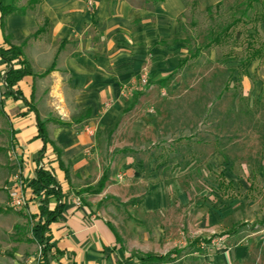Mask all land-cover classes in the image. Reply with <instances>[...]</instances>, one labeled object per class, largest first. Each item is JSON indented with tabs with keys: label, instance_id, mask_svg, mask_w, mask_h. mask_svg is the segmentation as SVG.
<instances>
[{
	"label": "crops",
	"instance_id": "obj_1",
	"mask_svg": "<svg viewBox=\"0 0 264 264\" xmlns=\"http://www.w3.org/2000/svg\"><path fill=\"white\" fill-rule=\"evenodd\" d=\"M22 1L16 5L26 12L8 15L4 28L0 24V46H9L8 39L22 48L32 74L17 89L37 114L24 100L10 96H3L8 105L2 112L10 119L25 183L42 167L66 194L61 217L52 225L51 264H144L139 256L147 254L181 264H190L195 255V264L246 262L251 254L245 244L213 255L185 252L189 245L199 248L211 238L201 232L188 241L185 230H216L225 238L241 232L247 220L238 219L252 183L248 170L246 177L232 170L234 162L226 151L232 140L198 138L189 135V125L172 126L167 119L169 108L183 96L177 93L181 71L193 59L183 35L184 0L145 6L130 0ZM208 1L214 5L221 0ZM5 68L0 59V71ZM144 74L149 77L146 87L124 92ZM37 115L61 150L69 179L52 145L38 164L44 143L38 137ZM86 125L94 126L95 133L83 131ZM89 147L92 155L85 152ZM225 164L231 169L220 172L217 184L210 183L214 189L206 193L208 186L202 182L211 177L210 169ZM203 195L207 198L201 199ZM29 197L31 216L38 202ZM109 199L121 201L122 221L106 208L100 210ZM56 205L52 199L50 207ZM32 239L31 231L28 237L0 239V264H39L41 248Z\"/></svg>",
	"mask_w": 264,
	"mask_h": 264
},
{
	"label": "rangeland",
	"instance_id": "obj_2",
	"mask_svg": "<svg viewBox=\"0 0 264 264\" xmlns=\"http://www.w3.org/2000/svg\"><path fill=\"white\" fill-rule=\"evenodd\" d=\"M130 1L138 6L155 3L152 0ZM27 2L28 0L22 1L23 4ZM184 2L187 11L183 15V35L188 55H193L197 49L201 51L182 69V83L178 85L177 93L183 96L178 97L171 105L167 119L172 126L183 123L189 125L192 128L189 135H196L198 138L215 141L222 137L225 142L232 140L233 145L229 144L226 149L229 160L234 162L232 170L240 177H246L244 170H248L249 182L252 183L249 197L243 199L244 207L238 219L240 222L247 220L240 225L241 232L232 238H225L221 236L224 234L216 230L196 229L193 230L195 233L185 230L188 241L201 232L211 236L209 241L223 238L222 247L208 250L201 245L197 248L195 244H191L185 252L199 250L205 255H213L235 243L245 244L249 246L251 256L243 264H264V225L261 224L264 220V57L256 59L248 72L243 66L251 49L264 47V0H221L214 5H208V0ZM220 33L224 34L221 44L205 47L212 37ZM148 83L147 76V83L139 86L144 88ZM3 94L4 87L0 80V209L3 210L0 213V239L6 240L16 236L28 237L32 218L26 206L17 211L10 205L7 186L10 187L9 180L13 178L19 165L16 162L18 150L11 138L10 119L2 112L8 105ZM150 110L153 115L156 114L154 107ZM211 148L212 146L206 148V151ZM202 152L203 150H198V155ZM225 168L231 169L228 164L216 167V170L210 169L211 177L202 182L208 186L206 193H211L210 188L214 187L210 183L217 184L215 179ZM202 183L198 184L204 192L205 186ZM241 193L243 196L245 190H241ZM203 198L207 197L203 195L201 199ZM102 207L117 222L122 221L124 207L119 199L104 202L100 206L103 213ZM171 259L167 256L166 261L160 264H181ZM197 261L195 255L190 257L189 263L195 264Z\"/></svg>",
	"mask_w": 264,
	"mask_h": 264
},
{
	"label": "trees",
	"instance_id": "obj_3",
	"mask_svg": "<svg viewBox=\"0 0 264 264\" xmlns=\"http://www.w3.org/2000/svg\"><path fill=\"white\" fill-rule=\"evenodd\" d=\"M41 0H30L29 5L36 4ZM154 2L160 0H152ZM257 1V0H252ZM26 8H19L16 5V0H0V24L4 28L5 18L12 13L24 14ZM224 34L220 33L212 37L210 42L205 45V47H211L216 44L219 45L222 42ZM6 42L9 46L4 47L0 46V59L5 63V71L2 73L0 71V80L4 87L3 96L12 97L15 100L22 99L26 102L29 108L36 112L37 110L32 102L26 100L23 96V92L20 89H17L19 82L29 74H32V69L24 59L23 50L19 46L12 45L7 39ZM200 49H197L196 52L191 55V58L197 57L200 53ZM264 57V47L253 48L248 52V56L243 62V66L248 68L251 63L258 59ZM37 125H38V137L43 140V148L38 154V164L45 158V153L47 146L52 145L54 153L57 157V160L60 166L66 172L67 179H69V172L66 169L64 163L61 160L62 152L56 146V144L50 139L45 124L40 120L37 115ZM12 143L17 148L16 138L14 132H12ZM105 177L101 181V187L104 183ZM27 182V181H26ZM26 194H28L27 201L31 199L29 196L38 202V210L35 213L31 214L32 226L31 233L35 242L41 248V255L39 259V264H51L53 260V247L50 244V237L52 233V225L57 222L64 209L63 200L66 197V194L62 191L58 181L50 170L43 169L42 167L38 168L36 171L35 177L30 181V184L25 187ZM52 199L57 200V205L54 208L50 207V202ZM3 210L0 209V213ZM139 261L144 264H160L166 261V256L147 254L145 256H139Z\"/></svg>",
	"mask_w": 264,
	"mask_h": 264
},
{
	"label": "built area",
	"instance_id": "obj_4",
	"mask_svg": "<svg viewBox=\"0 0 264 264\" xmlns=\"http://www.w3.org/2000/svg\"><path fill=\"white\" fill-rule=\"evenodd\" d=\"M90 5H93V1L89 2ZM139 82H141L140 84H146L147 83V75H142ZM140 84H133L131 86H127L124 88V92H128V91H132L135 89L140 88ZM83 131L90 133V134H94L96 129L94 126H90V125H86L83 127ZM86 154L87 155H92L93 153V149L91 147L86 149ZM119 179H122V177L120 176V174L118 175ZM10 185V184H9ZM25 187H26V183H25V179H24V175L22 170L20 169V167H18L17 172L14 174L12 181H11V185L10 187L7 186V189L10 191V198H11V202L10 205L13 209L15 210H20L23 207H25L27 205V199L28 196L25 193ZM78 205H81V200L77 199L76 200ZM222 237L217 239H213L212 241L208 242L207 244H201V247L207 248L208 250H212L215 249L217 247H222Z\"/></svg>",
	"mask_w": 264,
	"mask_h": 264
}]
</instances>
